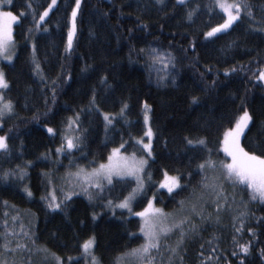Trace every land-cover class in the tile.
Returning <instances> with one entry per match:
<instances>
[{
    "label": "trees",
    "instance_id": "1",
    "mask_svg": "<svg viewBox=\"0 0 264 264\" xmlns=\"http://www.w3.org/2000/svg\"><path fill=\"white\" fill-rule=\"evenodd\" d=\"M245 2L250 13L242 10L229 29L206 37L226 17L215 0H81L70 51L67 34L76 0H56L43 21L39 17L52 0L0 4L18 17L13 60L0 58L8 83L0 88V102L12 105L0 118V136L8 145L0 150V259L92 264L94 255L98 264H135L126 254L142 245L144 236L142 219L134 214L152 195L157 208L175 215L181 201L213 194L202 191L210 171L218 169L201 171L199 164L211 159L220 168V161L229 160L221 150L223 133L245 109L252 120L241 146L264 155V81L258 79L264 71V0ZM148 125L151 156L143 146ZM66 138L76 146L69 149ZM186 138L205 143L189 145ZM113 148L147 160L146 187L131 212L115 207L134 187L128 179L87 187L88 194L85 187L73 188L65 199L59 179L106 162ZM165 172L179 179L172 193L156 190ZM220 180L236 188L232 197L219 212L211 207L213 198L203 207L207 219H191L197 231L185 237L176 254L164 249L176 245L179 231L162 240L164 255L153 250L156 264H169V256L171 264H241V259L264 264V201L252 200L245 185ZM53 196L58 209L48 206ZM91 237L87 255L81 246ZM5 243L9 249L26 247L6 252ZM238 243L249 244L247 255Z\"/></svg>",
    "mask_w": 264,
    "mask_h": 264
},
{
    "label": "snow or ice",
    "instance_id": "2",
    "mask_svg": "<svg viewBox=\"0 0 264 264\" xmlns=\"http://www.w3.org/2000/svg\"><path fill=\"white\" fill-rule=\"evenodd\" d=\"M164 0H157L158 4H163ZM178 3L183 4L184 0H177ZM3 3H12V0H0V4ZM56 0H52V3L48 5V9H45L43 14L40 15L39 19L43 21L46 16H48V10L55 5ZM216 7H218L224 15L227 17L222 24H218L215 27H212L209 31L205 33L206 37H212L216 33H219L223 30L229 29L235 21H237L241 17L242 10H247L250 13V7L245 2V0H215ZM81 6V0H76L75 7L72 9L71 17H72V27L68 30L67 34V45L66 50H71L73 48V38L76 34V16L77 11ZM32 4L28 3V8H32ZM21 15H24L22 12ZM193 15L192 12L188 13L189 18ZM18 19L16 15H13L11 11H0V55H4L13 42L12 37V24ZM143 51V50H142ZM155 53V49L151 50ZM4 59L11 61V55H4ZM153 59H158L157 56H153ZM39 67V65H37ZM259 80L264 81V71L260 72L258 77ZM8 83L5 79V74L3 70H0V88H7ZM2 100V97H0ZM193 102H196V97H193ZM124 107H127L125 105ZM146 109L148 105L144 106ZM12 111L11 102L0 104V118L4 116L6 112ZM121 114H123V108L121 109ZM145 124L148 123V115L145 113ZM105 120L108 123L111 121L108 119V115H105ZM252 120V116L249 111L245 109L236 119L234 127L227 128L223 133V140L221 141V150L225 153L227 157H230V161H220V175L216 177H212L211 183L205 180L204 187L212 188L213 191L219 187L223 188L222 184H218L221 178L223 180L231 182L233 185L240 184L245 185L247 189L250 190L251 199L256 200L257 197L261 201H264V155H257L255 153L246 151L240 142L241 135L244 134L245 129L248 128L249 122ZM48 132L52 133L53 129L48 128ZM145 136L149 138L148 143H144L143 146L145 150L148 151V155L151 156V138L153 136V131L149 127L148 130L144 133ZM187 139V138H186ZM67 146L69 149H72L76 145L74 144L71 138H66ZM137 143H143L142 138L137 141ZM187 143L189 145L193 143L204 144L205 141L200 139L198 141H193L191 139H187ZM124 145L121 144V148ZM8 145L6 143V137L0 136V150H7ZM63 150V146L61 148H57V152H61ZM115 159V162H114ZM108 164H100L98 168L92 170L91 173H85L83 169H80L74 175L82 176L85 183L91 187L102 188L103 181H107L108 184L113 183L114 177L124 176V175H135L138 182V187H143L142 179L138 175L140 171L143 170V165L147 163V160L140 159L138 162L135 158L129 162L127 157L120 155V148H113L112 154L108 157ZM199 168L201 171L206 169H216L217 165L211 159L205 160L204 162L199 164ZM7 176V173L5 174ZM164 181L161 182L160 186L162 188H167V190L171 193L173 189L178 188L180 186L179 179L177 176H169L167 172L164 174ZM28 191V189H25ZM83 191L88 194V188L85 187ZM136 189H133V193H130L128 197H126L122 202L119 203L118 207L127 208L131 212L130 201L134 198V194ZM31 192L28 191V195L31 196ZM70 195H66L65 199L70 198ZM216 195L219 197L220 192H216ZM89 198L91 199V194H89ZM202 196L197 197V200H202ZM56 198L53 196L52 202L49 203V207L53 209L60 208V204L56 203ZM111 205V201L108 202ZM181 209L183 212L184 202L181 201ZM222 208V205L217 202L216 210L219 212ZM200 211H197L196 203H192L191 211L196 215H200L202 219H207V217L202 216L203 204L200 205ZM136 216L142 218V224L140 226V232L144 236V243L140 245L138 248L132 249L126 255L135 258V264H156V255L153 250H155L156 254L161 256L164 255V251H170L172 254L177 253V249L183 243L185 237L197 231L198 226L191 221V216L184 215L179 218L172 217L170 218V214L164 213L160 208H154L152 205V201L148 202V206L141 212H136ZM211 214H209L210 216ZM95 219V215L93 216ZM217 221L219 220V216L216 217ZM243 228V222H241V227L236 228V232H240ZM175 230L179 231V237L175 246H170L169 248H165L164 251L161 249L162 240H166L170 234H173ZM252 230L249 229V232ZM235 241V237H233ZM34 243V242H33ZM94 237L89 238L82 244V248L85 254L91 255V249L93 248ZM6 252H15L17 249H23L26 247L24 244H17L16 249H9L8 244L5 243L3 246ZM237 247L241 253L247 255L250 251L249 244H237ZM33 251H40V249H33ZM43 251H47L44 249ZM3 253H0V256H3ZM233 255H237L234 251ZM261 256L264 258V250H261ZM59 262V258H56ZM172 257L169 256V264H171ZM182 259V258H181ZM31 258H29L30 264ZM0 264H16V261H8L7 259H0ZM92 264H98L97 258L92 255ZM118 264H122L121 261H118ZM163 264V262H161ZM241 264H244V260L241 259Z\"/></svg>",
    "mask_w": 264,
    "mask_h": 264
},
{
    "label": "rangeland",
    "instance_id": "3",
    "mask_svg": "<svg viewBox=\"0 0 264 264\" xmlns=\"http://www.w3.org/2000/svg\"><path fill=\"white\" fill-rule=\"evenodd\" d=\"M0 11H3V10L0 9ZM226 18H227V17H225V19H226ZM13 24H14V22H13ZM13 24H12V29H13ZM11 51H12V49H11V46H10L9 49L7 50V52H6L4 55H11V57H12L11 61H12L14 55H13V53H12ZM4 55H0V58H2L3 60H5V61H7V62H11V61H9V60L4 59ZM0 104H3V103L0 102ZM8 113H9V112H6L5 114L7 115ZM148 128H149V125H148V127H147V130H148ZM111 154H112V151L110 152L109 155H111ZM120 155H122V156H124V157H127L128 160H129V162H131L133 158H135V160H136L137 162H138L140 159H145V158H136V157H134V156H130V155L124 154V153H122L121 151H120ZM108 157H109V156H108ZM228 158H229L228 161H230V157H228ZM145 160H146V159H145ZM114 162H115V159H114ZM108 163H109V161H108V159H107L106 162H104V163H102V164H108ZM98 167H99V166H97V167H95V168H98ZM95 168H91V169L78 168V169H76V170L70 172L68 176H67L66 174L63 175V176L59 179V181H58V182H61V183H60V189H61L63 192H65L66 195H69V194L73 195L72 193L75 192V191L73 190V188H76V189H77V188H79V187H83V188H84V187H91V186H89V185H87V184L85 183V181H84V179H83L82 176H79V177H78V176H76V175H74V174L77 173L80 169H83L85 173H91L92 170L95 169ZM145 169H146V164L143 165V170L140 171V172L138 173V175H139V176L141 177V179H142V183H143V187H142V188H141V187H138V182H137V178H136L135 175H124V176H118V177H114V179H113V181H114V180H126V179H128V180H132V181L134 182V187H133V189H136V192H135V194H134V198L130 201V206H131V208H133V205H134L135 201L138 199V197H140V196L142 195V193H143L144 190H145V187H146ZM216 169H218V170H216V171L211 170V171H210L211 174H210V176H209V178H208V180H207L208 183H211V182H212V180H211L212 177H216V176H219V175H220V168H216ZM212 172H213V173H212ZM169 176H170V175H169ZM164 178H165V176H164ZM164 178L161 180V182L164 181ZM161 182L159 183V185H158V187L156 188V190H165L166 192L170 193V192L167 190V188H162V187L160 186ZM218 183L223 185V188L220 189L219 191H217V192H220V196H219V197L216 195V191H213L212 188H205V187H204L202 193H203L204 191H206V190H209V191H212L213 194H211V195L207 196L206 198L202 199V202H201V200H197V197H198V196H197L196 199L194 198L193 201L184 203V205H183V209H184L183 212H181V211L179 210L177 214L175 213V215L169 213V214H170V218H172V217L179 218V217H182V216H184V215H189V214H190L191 219H192L194 216H196V214L192 213V211H191V205H192V203H196V205H199V206L197 207V211H198V209H199V207H200L201 204H203V207H204L207 203H209V204L212 203L213 198L216 199V201L213 202V204L211 205V207L214 206L215 209H216V203H217V202H219V203L223 206V205L228 201L229 197H232V194L235 192L236 188H232L229 184H228V185H225V182L222 181V180H219ZM103 184H107V181H103ZM224 185H225V186H224ZM133 189L130 191V193H133ZM176 189H177V188L173 189L172 192H174ZM172 192H171V193H172ZM130 193H128L126 197H128ZM71 195H70V196H71ZM126 197H125V198H126ZM125 198H124V199H125ZM124 199H123V200H124ZM123 200L119 201V203L122 202ZM150 200L152 201V205H153V207H154V208H157V207L155 206V204H154V197H153V195L150 196V199L148 200V202H149ZM148 202H147L145 208L148 206ZM119 203H117L115 207H118ZM119 208H120V207H119ZM145 208H144V209H145ZM121 209L128 210L127 208H121ZM144 209H143V210H144ZM215 209H214V211H216ZM143 210H142V211H143ZM206 210H207V208H206V209H203L202 212H205ZM128 211H129V210H128ZM214 211L211 210V213L214 212ZM140 212H141V211H140ZM164 213H165V212H164ZM134 215H135V214H134ZM135 216H136V215H135ZM136 217H139V216H136ZM139 218H141V217H139ZM141 219H142V218H141ZM142 222H143V221H142ZM87 255H88V254H87ZM129 258H130V259H133L134 257H130V256H129Z\"/></svg>",
    "mask_w": 264,
    "mask_h": 264
}]
</instances>
